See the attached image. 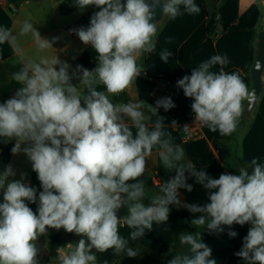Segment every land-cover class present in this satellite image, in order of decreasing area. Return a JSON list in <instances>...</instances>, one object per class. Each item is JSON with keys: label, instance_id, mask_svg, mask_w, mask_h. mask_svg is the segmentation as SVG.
Returning a JSON list of instances; mask_svg holds the SVG:
<instances>
[{"label": "clouds", "instance_id": "9594fccd", "mask_svg": "<svg viewBox=\"0 0 264 264\" xmlns=\"http://www.w3.org/2000/svg\"><path fill=\"white\" fill-rule=\"evenodd\" d=\"M89 5L99 9L90 17L89 26L70 32L98 54L96 67L88 70L77 65L70 74L71 65L58 57L22 62L23 67L12 75L21 87L0 103V138L16 139L11 152L28 157L42 189L38 192L24 183L23 174L19 180H10L16 175L11 165L0 173V264H38L36 242L49 228H63L82 237L74 246L67 244L70 251L58 250L60 264H95L93 249H114L116 254L135 258L139 253L128 247L119 226L123 223L134 229L130 237L136 240L146 230L152 231L154 222H168L170 205L200 214L191 219L197 229L206 226L209 233H222L223 226H228L230 238L238 235L231 226L250 224L235 255L246 264H264V164L253 158L251 171L241 167L238 175L222 173L218 179L211 178L205 170L184 163V149L162 130L164 118L160 116L150 128L144 110L167 112L175 107L170 97L156 100L155 105L114 103L109 98L124 92L141 75L137 59L142 53L155 50L157 22L150 21L156 9L162 10L163 17L175 19L182 14L181 6L188 14L198 13L199 6L194 0H152L151 4L147 0H75L80 11ZM20 32L32 33L40 50L53 48L60 39L42 38L27 21ZM16 40L10 29L0 28V44H11L19 55ZM170 55L163 50L160 60L167 63ZM228 63L226 55H214L176 84L193 99L195 119L225 136L235 131L243 101L254 95L238 73L224 71ZM215 65L221 66L218 72L210 70ZM261 67L257 61V70ZM74 78L80 81L78 85L71 83ZM81 84L85 92L78 87ZM99 85L106 91L98 90ZM188 129L187 125L183 128ZM154 148L163 167L175 175L148 198L140 177ZM186 173L209 190L208 203L181 201L179 189L192 191ZM145 199L150 203L146 205ZM29 203L38 205L36 212ZM121 207L127 208L128 215L118 218ZM179 240L188 246L189 254L176 255L168 264H216L200 231L181 234Z\"/></svg>", "mask_w": 264, "mask_h": 264}, {"label": "crops", "instance_id": "0c3cea01", "mask_svg": "<svg viewBox=\"0 0 264 264\" xmlns=\"http://www.w3.org/2000/svg\"><path fill=\"white\" fill-rule=\"evenodd\" d=\"M65 1L0 0V28H8L12 31L17 37L16 44L20 49L18 55L11 44L7 42L0 44V103L11 98L21 87L13 80L12 75L23 67L22 62H39L42 59L51 61L58 57L62 62L71 65L70 74L77 65H82L88 70L96 67L98 54L91 45L83 44L70 30L88 27L90 17L99 9L95 5H89L83 11L77 8L64 15L60 8ZM194 3L200 8L198 13L188 14L181 6L182 14L175 19H170L165 15L163 21L157 25V35L154 37L155 50L142 53L137 59V64L143 69L141 75L124 92L113 97L110 95L109 98L114 103L144 101L155 105L156 100L170 97L175 107L167 112L163 108L158 110V114L144 110L145 115L150 117L148 121L150 128L154 127L160 116L164 118L162 130L166 136L171 138L174 145H180L184 149V163L192 164L197 170H205L209 177L218 179L222 173L238 175L241 167L249 168L251 171L249 165L253 158L264 164V92L249 118L245 115L247 100L243 101L244 111L231 135H221L219 130L213 132L207 125H204L202 137L188 141L185 140L183 126L194 114L191 109L193 99L186 97L183 90L176 84L185 75L190 76L192 69L197 68L212 56L226 55L229 63L223 66L224 71L238 73L250 91L251 70L254 67L249 72L252 46L253 42L258 39L257 35L264 24V0H194ZM214 14L217 15L219 21L218 33L216 36H210L207 33V25L209 17ZM25 21L32 23L42 38L51 40L53 37H60L59 41L53 44V48L40 50L32 33L21 34L20 29ZM163 50L171 53L167 63L160 60V53ZM220 68V65H215L210 70L218 72ZM71 83L78 85L80 81L74 78ZM78 87L81 92L86 91L84 85L81 84ZM172 121H176V126L172 125ZM127 122L131 124L130 120ZM131 130L135 135L136 129L132 127ZM15 142V138L8 141L0 138L3 147L0 149V155L3 156L4 147L11 143L15 144ZM16 156L17 154L12 153L10 162L5 164L12 165ZM174 175V171H167L163 167L158 150L154 148L152 154L146 158L145 172L140 177L145 182L146 196L150 198L158 194L161 183ZM186 176H188L187 183L192 185V191L179 189L181 201L199 205L208 203L209 190L197 183L195 177L188 173ZM26 177L24 183L35 187L38 192L42 191L36 172L31 170ZM133 182L129 181V183ZM144 203L147 205L150 201L145 199ZM29 207L36 212L38 205L29 203ZM169 207L168 222L160 224L154 222L152 231L146 230L144 236L136 240L130 237L134 229L121 223L119 234L128 240V247L151 254H164L170 251L174 239L196 228L192 225L191 219L200 214L190 213L182 206L170 205ZM127 215L126 207H121L117 212L118 218ZM223 227L224 232L222 233H209L206 226L203 229L196 228V230L200 231L203 242L212 248L210 259H216V264H241L242 259L235 253L241 249L243 238L247 235L251 225L234 224L231 226V230L238 233L235 238L228 236V226ZM57 234L61 236L60 246L64 247L65 252L70 251L67 246L65 248V242L69 237L67 243H71L74 233H68L63 228L59 230L49 228L47 233L36 242L40 249L37 256L38 264L40 259H49L53 254L56 262L47 261V264H57L59 249L51 250L52 237ZM184 247L187 250L182 255L189 254L188 246ZM94 253L95 264H111L118 255L114 249H108L105 252L94 249ZM139 255L127 261L125 258L121 264L144 263L143 257ZM169 260L171 258L156 263L168 264Z\"/></svg>", "mask_w": 264, "mask_h": 264}, {"label": "trees", "instance_id": "16d2710c", "mask_svg": "<svg viewBox=\"0 0 264 264\" xmlns=\"http://www.w3.org/2000/svg\"><path fill=\"white\" fill-rule=\"evenodd\" d=\"M60 9H61V13L64 14V15H67V14L73 12L74 10L77 9V7L75 6V0H66L64 3H62ZM218 26H219V21L217 19V15L214 14V15L210 16L209 17V22H208V25H207V33H208V35L216 36L217 33H218ZM256 47H257V40H255L253 42L249 72H250V69L255 65V62H256V56H257V48ZM98 90L106 91V89L104 88L103 85H99L98 86ZM13 146H14V144L11 143V144H8L6 147H4V152H3V161H4V163H9L10 162L11 156H12L11 149H12ZM2 148L3 147H2V145L0 143V149H2ZM195 231H197L196 228H192V229L186 231L185 233H187V232H195ZM60 243H61L60 234H57V235L53 236L52 237V241H51V250L55 251V250L60 249V247H61ZM184 246H186V245H181L179 238H176V239L173 240V243L171 244L170 251H168L167 253H164V254H158L157 255L155 253L154 254L146 253V252H144V251H142L140 249H136V248H133V249L138 251L141 256L146 255V256H149L150 258L152 257L153 260H157L159 262V261H163V260L170 259V258L172 259L176 255H182L187 250V248L184 247ZM124 255H125L124 253L118 254L116 259H115V262L118 261ZM149 264H155V263L153 261V262H150ZM241 264H246V262L244 260H242Z\"/></svg>", "mask_w": 264, "mask_h": 264}, {"label": "water", "instance_id": "95a60500", "mask_svg": "<svg viewBox=\"0 0 264 264\" xmlns=\"http://www.w3.org/2000/svg\"><path fill=\"white\" fill-rule=\"evenodd\" d=\"M149 4H151L152 0H147ZM163 2V0H161ZM165 17V16H164ZM162 10L157 8L154 21L150 22H157V25L161 23L164 19ZM258 42H257V56L256 62L254 67L251 70V81L252 86L250 89L251 93H254L251 100H247V107L245 109V115L247 118L250 117L252 111L258 104L259 98L261 94L264 92V83H263V73H264V24L262 29L259 31L258 35ZM139 59V58H138ZM257 61L260 62L262 67L257 70Z\"/></svg>", "mask_w": 264, "mask_h": 264}, {"label": "rangeland", "instance_id": "374dc122", "mask_svg": "<svg viewBox=\"0 0 264 264\" xmlns=\"http://www.w3.org/2000/svg\"><path fill=\"white\" fill-rule=\"evenodd\" d=\"M257 42H258V39H257ZM257 48V47H256ZM26 145L22 144L21 147H25ZM3 156L0 155V173H2L5 169V167L7 166L3 160H2ZM13 170L15 171L16 175L14 177H10L9 179L10 180H19L21 179V175L23 174L24 176V181L25 182V179L27 178L26 176L29 175L30 171L32 170L31 168V162L29 161L28 157L23 153H19L17 154V156L15 157L14 159V162L13 164L11 165ZM3 202V190H0V203ZM57 233V231H56ZM68 238V239H67ZM66 238V242H65V248L67 246V241L69 240V237ZM82 237L81 236H78L74 233L73 237H72V241L71 243L73 244V246L75 245V243H77ZM93 252H94V249H93ZM140 257V255H139ZM143 259H144V263L142 264H149L150 262H153L156 263L158 262L157 260H153L152 257L150 258L149 256H142ZM126 258V261L128 259H131L127 256H123L121 257L118 261H114L113 263L111 264H121L122 261H124V259ZM47 261H50L51 263H54L56 262V257H54V254L53 256H51L49 259H45V260H42L40 259V263L39 264H47ZM57 264H60L59 260H57ZM158 264V263H156Z\"/></svg>", "mask_w": 264, "mask_h": 264}, {"label": "built area", "instance_id": "2783aa9c", "mask_svg": "<svg viewBox=\"0 0 264 264\" xmlns=\"http://www.w3.org/2000/svg\"><path fill=\"white\" fill-rule=\"evenodd\" d=\"M11 7L13 8V6ZM185 125L189 127L187 132L184 131L185 140H196L202 137V130L205 124L200 121H197L195 119V114L192 115L191 119Z\"/></svg>", "mask_w": 264, "mask_h": 264}]
</instances>
